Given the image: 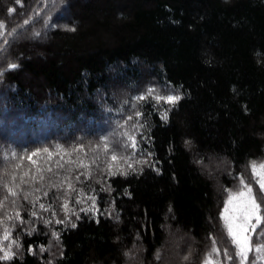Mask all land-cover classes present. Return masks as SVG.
Masks as SVG:
<instances>
[{
    "label": "trees",
    "instance_id": "16d2710c",
    "mask_svg": "<svg viewBox=\"0 0 264 264\" xmlns=\"http://www.w3.org/2000/svg\"><path fill=\"white\" fill-rule=\"evenodd\" d=\"M1 96L0 264H240L221 212L264 208V0H0Z\"/></svg>",
    "mask_w": 264,
    "mask_h": 264
},
{
    "label": "snow or ice",
    "instance_id": "6c2138e0",
    "mask_svg": "<svg viewBox=\"0 0 264 264\" xmlns=\"http://www.w3.org/2000/svg\"><path fill=\"white\" fill-rule=\"evenodd\" d=\"M11 67L17 66L11 65ZM179 99V96L167 97V100L170 102ZM261 167L264 168V165ZM253 171L254 173L256 172L255 167ZM259 191L261 194H264V178L259 181ZM238 199L239 203L232 209L230 214L228 205L231 203V200L226 202L225 208L221 213V219L224 220L228 236L237 249L236 255L240 258V264H245L247 256L251 251L252 238L255 236L257 230L264 229V208L257 202L256 195L253 194V190L250 187L247 189L246 193L241 192ZM41 207H43V205H41ZM76 227V224H72V228ZM261 236L264 237V231L261 232ZM3 239H8L7 233H5ZM16 246L19 247V244ZM261 247L264 246H257L256 251H260ZM11 248V244L8 245L7 250L0 248V251L4 252V255L0 257V259H11ZM29 251H31V246L29 247ZM225 255L227 256V253H225Z\"/></svg>",
    "mask_w": 264,
    "mask_h": 264
},
{
    "label": "rangeland",
    "instance_id": "374dc122",
    "mask_svg": "<svg viewBox=\"0 0 264 264\" xmlns=\"http://www.w3.org/2000/svg\"><path fill=\"white\" fill-rule=\"evenodd\" d=\"M78 1H80L81 3H84L85 1H87V0H78ZM69 15H70V13H68L67 14V17L70 19V17H69ZM34 36V35H33ZM20 40V39H19ZM44 43H46V41H41L40 42V44L42 45V44H44ZM0 98H2V96L0 97ZM85 127L86 128H91V125L90 124H86L85 125ZM9 138H7L6 140H0L2 143L4 142V143H7V142H9L10 140H8ZM262 165H264V161L263 162H261V163H258V164H255L252 168H254L255 167V169H256V172L254 173L255 174V177H256V180H257V182H258V184H259V181L262 179V178H264V168H262L261 166ZM222 166H223V164H216V163H214L213 162V160H210V162L209 163H207V164H203L202 165V168H203V170L204 171H206L207 173H215V172H219L220 171V169L222 168ZM254 172V171H253ZM243 192H247L246 190L245 191H243ZM240 194H241V192H239L238 194H235L234 196H232L228 201H230L231 200V203L228 205L229 206V214L232 212V209L239 203V197H240ZM264 195V194H263ZM225 208V207H224ZM224 210V209H223ZM223 210H222V212H223ZM221 212V213H222ZM222 221H223V224L225 225V223H224V220L223 219H221ZM168 238H169V243L171 242V244L172 243H174V241L175 240H178L179 239V237H175V236H173V235H170L169 234V236H168ZM179 245H181V246H183L184 244L183 243H178ZM172 247L175 249V250H177V249H179V247H177L176 246V244L174 243V245H172ZM172 247H171V249H170V251H173V249H172ZM134 254H135V252H133ZM132 253V256L131 257H133L134 258V254ZM176 255V254H175ZM203 264H216V262L214 261V260H206Z\"/></svg>",
    "mask_w": 264,
    "mask_h": 264
}]
</instances>
